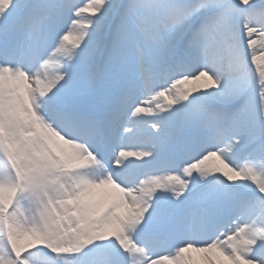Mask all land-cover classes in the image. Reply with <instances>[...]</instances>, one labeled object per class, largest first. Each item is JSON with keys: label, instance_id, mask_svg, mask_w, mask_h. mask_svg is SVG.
Segmentation results:
<instances>
[{"label": "snow or ice", "instance_id": "obj_1", "mask_svg": "<svg viewBox=\"0 0 264 264\" xmlns=\"http://www.w3.org/2000/svg\"><path fill=\"white\" fill-rule=\"evenodd\" d=\"M0 264H264V0H0Z\"/></svg>", "mask_w": 264, "mask_h": 264}]
</instances>
